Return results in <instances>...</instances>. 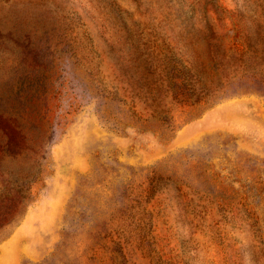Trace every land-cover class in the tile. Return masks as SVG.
I'll return each mask as SVG.
<instances>
[{
	"label": "rangeland",
	"instance_id": "obj_1",
	"mask_svg": "<svg viewBox=\"0 0 264 264\" xmlns=\"http://www.w3.org/2000/svg\"><path fill=\"white\" fill-rule=\"evenodd\" d=\"M0 264H264V0H0Z\"/></svg>",
	"mask_w": 264,
	"mask_h": 264
}]
</instances>
